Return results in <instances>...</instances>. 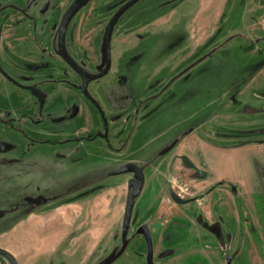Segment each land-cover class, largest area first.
Returning <instances> with one entry per match:
<instances>
[{"label":"rangeland","instance_id":"374dc122","mask_svg":"<svg viewBox=\"0 0 264 264\" xmlns=\"http://www.w3.org/2000/svg\"><path fill=\"white\" fill-rule=\"evenodd\" d=\"M74 1L0 0V10L7 7L0 13L2 68L24 85L67 77L58 30ZM130 1L93 0L72 18L62 46L89 75L106 60L109 22ZM156 1L138 0L121 17L135 20L138 8ZM173 7L144 47L117 62L111 37L112 69L89 88L96 95L94 86L102 84L104 94L111 93L112 102L102 101L109 114L129 107V123L121 122L127 146L119 151L104 140H83L94 132H88L90 120L76 116L80 91L64 85L56 93L55 87L53 105L38 113L29 91L0 73V111L12 110L19 119L18 131H0V246L15 255L0 253V264H91L96 238L90 228L101 226L94 264H148L146 240L137 233L142 225L151 231L154 264H264V184L254 197L240 195L234 184L224 193L219 188L232 179L245 190L251 169L239 166L244 155L202 145L264 143V0H175L140 18ZM140 53H151L152 65L167 60L145 75L146 83L138 72L145 60ZM150 91L159 95L156 101L139 99ZM91 123L102 127L98 114ZM176 147L181 169L174 165ZM251 152L246 158L255 162L262 184L264 171ZM136 159H143L135 162L144 171L140 192L130 184L133 174H111ZM214 161V174L224 178L210 186L203 178ZM103 187L102 222L92 196ZM129 195L135 204L124 235Z\"/></svg>","mask_w":264,"mask_h":264},{"label":"crops","instance_id":"0c3cea01","mask_svg":"<svg viewBox=\"0 0 264 264\" xmlns=\"http://www.w3.org/2000/svg\"><path fill=\"white\" fill-rule=\"evenodd\" d=\"M180 1H183V0H180ZM173 2H175V0H157L156 3L150 2L151 4H148V5H146V7H144L145 9L143 7L138 8V10L136 12H139V13H133V14H136V15H134V18L138 17L137 18L138 20L137 19L127 20V18H123L124 19L123 20L122 17L118 20V22L114 26L113 35H112V51L114 52L113 58H115L116 62L118 60H120L121 58H123L125 53L129 52L132 54L138 48L144 47L145 46L144 44L148 38L147 35L149 33L152 34V32H155L157 29V24L159 22H161L162 20H165L164 16H166L170 10L171 11L174 10L175 7L170 8V9H166V10L163 9V10L159 11V13L155 14V16H157L155 18L141 19L140 16L143 15L144 12L146 13L147 11H151L155 8L159 9V8H162L163 6L166 7V5L168 3H173ZM142 8H143V10H142ZM140 56H141L140 58L142 59L145 55L143 53H140ZM130 57H132V55ZM144 58H145V60H144L143 64H141L139 66L138 72L140 73V75H142V76L144 75V82L143 83H146L145 75H147L149 72H159L163 63L165 65H167V60H164L163 62L160 61L159 63H157L155 61L156 62L155 65H152V63L149 64L150 60H152V54L151 53H149ZM146 60L147 61L149 60V61L147 62ZM123 78H125V77H123ZM140 79H141V76H140ZM73 81L76 82L75 79H73ZM126 82H127V79H126ZM162 82L163 81H160L158 84H160ZM64 85L69 86L66 84H58V85L52 86V90L49 92L48 100L45 104L46 107L47 106L50 107L54 103L55 87H58V89H56V93H57L58 90L61 91L60 87H62ZM68 92L71 93L70 88H68ZM109 95H111V93ZM109 95H108V97H109ZM158 96L159 95H157V92H151L150 91V93H148V95H141L139 97V99L141 101H147V100H151V98H152L156 101L158 99ZM31 97H32L31 104H32V107L34 109L33 111L36 110V112H37V102L33 96H31ZM130 98H131V100H134V101L137 100V99H135V97L133 95H130ZM105 99H106V97H105ZM33 104H34V106H33ZM64 110L65 111L68 110V104L66 101L64 102ZM138 112H139L138 116L142 119L143 118L142 117L143 116L142 107L138 110ZM128 113H129V107L128 106L119 107L118 110L113 113V117L111 118V121H110V128H111L110 129V143H111L110 147H112L113 149H116L117 151H119L123 147L127 146L126 145L127 143H125L124 139L121 137L122 136L121 132L123 130L122 127L124 128V125H121V122L127 121L126 123H129L130 119L128 118ZM96 114H98V112L90 104L89 101H87L85 98H84V101L81 100V102L77 108L76 116L77 117H83L84 116L85 118H87L88 121L90 120V124L88 126V130H89L88 132H91V131L94 132L98 129H101V127H97L91 123V120L95 118ZM230 123L231 122L224 121L222 124L230 126ZM135 124H136V122L133 125L135 126ZM139 124L141 125V124H143V122L137 123V126ZM1 127L4 129L7 128L10 130L9 127H7L5 125L2 126L0 124V131H1ZM136 134H137V130L134 132V136H136ZM130 139L131 138H128V142ZM97 140H102V139H97ZM97 140L90 141V142L92 143V142H95ZM202 145H203V147L207 148L208 150H212L214 152L223 151L224 153H226V152L230 153V152L234 151L235 153H239L241 155H244V156H242V158H243L241 161L242 164H239V166H243L245 168L251 169L250 174H249V180H248V183H247L245 190H242V186L238 185L234 179L230 180L229 182H223L222 183L223 186L220 187L219 189H223L224 193H225V191H226V193H229V191H231V190H226L225 189L226 186H230L231 184H234L235 186H237V191L240 195H243L245 192L248 194V196L254 197L256 194H258L260 192V187L264 183H262V184L260 183L261 179H260L259 175L256 174V172H255L257 166H255L254 161L252 162V159H251V161L248 162V160L246 158V156H247L246 153L248 151H255V152H251V153H254V154L257 153L256 154L257 156L255 155L256 157L254 159H256V163H260L262 170L264 171V143H260L259 141L250 140V141H244L241 143H234L232 145L229 144L230 146H219L216 144L211 145L209 142L202 141ZM144 146H146V144H142L139 147V149L140 150L143 149ZM176 149H178V148L177 147L174 148L175 156H176L174 158V165L176 166V169H181L182 165L177 160L178 155H177ZM141 160H143V159H136V160H133L130 162H138ZM195 163L197 164L198 167H200L201 160H199L196 157ZM219 163H220L219 166H224V164H225L224 162H219ZM208 164H211V163H208ZM215 170H217V169H216V164L214 161L213 165H211V167H209V169L207 171V175L205 176V178H203L204 184L213 186V185H215L216 181L223 180L224 176H221L219 173L214 174ZM217 172H218V170H217ZM105 191H106V189L103 187L102 190L99 191V193H95L92 196L95 198L96 201H98V202H96V204L101 206L100 207V209H101L100 218L102 219V222L104 221V210H103L104 198H103L102 194ZM216 194H217V190H215V191L213 190V192L209 195L208 201L212 200ZM103 227L101 226V227L90 228L89 234L92 236H95V238H96L95 243H94L95 245L91 247V249L89 251V255H88V257H90L89 259L91 260V264H94L93 258L97 256L98 245H99L98 240H97L98 239L97 236L104 234ZM0 248H3L5 250L9 251L13 256H15L11 252V250L8 249L7 247L0 246Z\"/></svg>","mask_w":264,"mask_h":264},{"label":"water","instance_id":"95a60500","mask_svg":"<svg viewBox=\"0 0 264 264\" xmlns=\"http://www.w3.org/2000/svg\"><path fill=\"white\" fill-rule=\"evenodd\" d=\"M90 1L92 0H75L74 3H72L67 11L65 12L61 24H60V29H59V42L63 40V37L65 35L66 29L72 20V18L85 6L87 5ZM138 0H132L125 4L111 19L109 22L107 29H106V49H107V65L106 68L103 72L89 77L86 73L85 70H83L75 60H73L62 48V46H59V56L65 60V62L73 68L82 78V85L79 86L82 92L85 94V96L94 102L99 108V104L96 102V100L90 95L88 91V84L90 81L96 80L101 78L105 72H107L111 66V52H110V42H111V37H112V32L115 24L119 20V18L124 14V12L130 8L133 4H135ZM103 66H99L98 69H101ZM0 72L3 74L6 78H8L10 81H12L14 84L20 86L21 88H24L26 90H29L35 97L38 98L39 100V106H40V111H42L45 102H46V92L39 88L37 85H23L17 80H15L12 76H10L1 66L0 64ZM175 144V143H174ZM167 147L162 153L165 154L167 153L173 146ZM133 174V178L130 180L131 186L134 188L136 192H140L142 189V181L144 180V171L143 169L135 162H129L120 165L116 169H114L111 174L112 175H120V174ZM173 198L175 201L182 203L184 202L183 199L179 198L176 194H172ZM135 200L133 198V195H129L128 197V202L126 206V213L124 217V224H123V234L126 235L129 230V225L132 219V214H133V208H134ZM137 233L140 235H143L146 243H147V263L148 264H154V244H153V239L151 236V231L148 225H142L138 228ZM0 253L5 254L12 259L14 256L7 250L0 248Z\"/></svg>","mask_w":264,"mask_h":264},{"label":"flooded vegetation","instance_id":"af4514ba","mask_svg":"<svg viewBox=\"0 0 264 264\" xmlns=\"http://www.w3.org/2000/svg\"><path fill=\"white\" fill-rule=\"evenodd\" d=\"M93 1V0H92ZM92 1H90L89 3H91ZM88 3V4H89ZM87 4V5H88ZM87 5H85L84 7H86ZM83 7V8H84ZM7 7H3L1 10H0V13H1V11L2 10H5ZM82 8V9H83ZM15 9H19V8H15ZM81 9V10H82ZM19 10H23V9H19ZM80 10V11H81ZM24 11V10H23ZM67 11V10H66ZM65 14V13H64ZM64 16V15H63ZM63 18V17H62ZM62 21V20H61ZM71 22V21H70ZM60 24H61V22H60ZM70 24V23H69ZM69 26V25H68ZM59 29H60V26H59ZM67 29H68V27H67ZM67 29H66V31H67ZM107 29V28H106ZM65 34H66V32H65ZM106 35V34H105ZM65 36V35H64ZM63 39H64V37H63ZM106 40V39H105ZM62 42H63V40L61 41V42H59V30H58V54H59V46L61 45L62 46ZM62 48H63V46H62ZM105 48H106V41H105ZM63 50L65 51V49L63 48ZM66 52V51H65ZM67 53V52H66ZM68 54V53H67ZM69 55V54H68ZM70 56V55H69ZM71 57V56H70ZM106 57H107V51H106ZM72 58V57H71ZM64 62H65V60L63 59V58H61ZM73 59V58H72ZM74 60V59H73ZM1 64V63H0ZM65 64L67 65V68H64V74L65 75H67V77H64V78H55V79H48V80H41L40 81V83H30L29 85H37L39 88H41L42 90H44L45 92H46V94H47V96H46V102H47V100H48V96H49V91H48V87L50 88H52V86H54V85H58V84H66V85H69V86H71V87H73L75 90H78V91H80V93L84 96V98L87 100V101H89L90 102V104L95 108V110L98 112V114H99V116H100V118H101V121H102V127H101V129H98V130H96V131H94V133H92V134H90V135H87V136H84V137H82L83 138V140H86V141H94V140H97V139H102V140H105L106 142H109V146H111V143H110V121H111V118L113 117V113H107V111L105 110V107H104V105L102 104V101L104 102V103H106V104H108L109 103V101L110 102H112L110 99H109V97L106 95V94H104L105 92H104V87L102 86V84L101 85H95L94 86V93L96 94V95H92L91 93H90V91H89V88L91 87V84H92V82L94 81H90L89 82V84H88V91H89V93H90V95L96 100V102L99 104V106H100V108L94 103V102H92L91 100H89L86 96H85V94L82 92V90L80 89V87L79 86H81L82 85V78H81V76L75 71V70H73V68H71L66 62H65ZM78 64V63H77ZM79 65V64H78ZM103 66L101 69H98L99 68V66ZM106 65H107V58H106V60L104 61V62H102L100 65H98L97 66V69H98V73L97 74H99V73H101V72H103L104 70H105V68H106ZM80 66V65H79ZM81 67V66H80ZM83 70H85L86 71V73H87V75L89 76V77H91V76H94V75H97V74H90L89 75V73L87 72V69H85V68H83V67H81ZM111 69H112V64H111V66H110V68H109V70L107 71V72H105V74H107V73H109L110 71H111ZM7 72V71H6ZM1 73V72H0ZM8 73V72H7ZM9 74V73H8ZM104 74V75H105ZM10 76H12L11 74H9ZM103 75V76H104ZM1 76H3L5 79H7L9 82H11V83H13L12 81H10L8 78H6L3 74H1ZM102 76V77H103ZM13 77V76H12ZM15 80H17L18 82H19V79H17L16 77H13ZM28 78V77H27ZM120 78H121V80H122V82H126V79L125 78H123V76H120ZM73 79H75L76 80V82H74L73 81ZM14 84V83H13ZM22 84V83H21ZM14 85H16V84H14ZM24 85V84H23ZM16 86H18V85H16ZM47 86V87H46ZM18 87H20V86H18ZM24 89V88H23ZM27 91H29V90H27ZM29 93H30V95L31 96H33L34 98H35V100H36V102H37V112L38 113H40V112H42V111H40V106H39V100H38V98L37 97H35L30 91H29ZM113 95V94H112ZM105 97H106V99H105ZM46 102H45V104H46ZM45 106V105H44ZM44 108V107H43ZM43 110V109H42ZM117 110H118V108H117ZM40 111V112H39ZM116 112V111H115ZM108 114V115H107ZM32 120V119H31ZM18 121H19V119H18V117L16 116V115H14V111H12V110H5V111H3V110H1L0 111V124L3 126V125H5V126H7V127H9L11 130H15V131H18L19 130V128L17 127V124H18ZM34 123H37L36 122V120H32ZM39 122V121H38ZM1 129H2V127H1ZM174 147V146H173ZM172 147V148H173ZM171 148V149H172ZM170 149V150H171ZM143 236V235H142ZM144 237V236H143Z\"/></svg>","mask_w":264,"mask_h":264}]
</instances>
